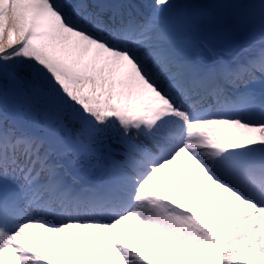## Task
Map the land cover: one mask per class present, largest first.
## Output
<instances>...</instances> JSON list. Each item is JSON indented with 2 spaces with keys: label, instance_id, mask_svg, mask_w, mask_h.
<instances>
[{
  "label": "snow or ice",
  "instance_id": "6c2138e0",
  "mask_svg": "<svg viewBox=\"0 0 264 264\" xmlns=\"http://www.w3.org/2000/svg\"><path fill=\"white\" fill-rule=\"evenodd\" d=\"M217 193L231 199L210 224L201 212ZM129 218L149 230L150 255ZM35 229L53 234V255ZM87 230L111 242L97 252ZM116 253L264 264V0H153L147 15L132 0H0V264Z\"/></svg>",
  "mask_w": 264,
  "mask_h": 264
},
{
  "label": "rangeland",
  "instance_id": "374dc122",
  "mask_svg": "<svg viewBox=\"0 0 264 264\" xmlns=\"http://www.w3.org/2000/svg\"><path fill=\"white\" fill-rule=\"evenodd\" d=\"M148 1H152V2H149L150 5L147 6L149 9V7L153 3V0H148ZM255 35L258 37V31ZM114 147H117V145H114ZM116 158L121 159L119 158V156H117ZM195 168H196V165H195ZM194 174H195V171L192 175L188 176L193 184L196 183V179H197V173L196 175ZM89 178H93V179L99 178V173L98 172L93 173ZM165 190L168 191L175 198L181 200L182 202H185V203L187 202L183 192L181 193L179 190L177 191L168 190V187H165ZM205 191H207L206 186H205ZM230 199L231 197H228L226 195L217 194V196L215 197V200L212 203L208 204V207L201 212V215L204 216L205 219L210 224H213L215 220L217 219V217L220 215V213L228 205V203L230 202ZM202 204H203V198H200L198 200V207L202 206ZM245 208H246V205H241L240 208H238L232 214L231 217H229L222 224H220L217 227L218 233L226 234V230L230 228L233 224H235L237 218L241 215V213L245 210ZM124 227H127L128 230L132 233V235L136 238L142 250L146 254L150 255L151 245L149 244L148 238H147V233L149 230L146 228V226L142 224L141 221L136 218H129V220L125 222ZM152 231H153L152 239L158 242L162 247L166 246V241H164L162 234L155 232V230H152ZM34 232L36 234V238L39 240L41 244V248L43 249V251H45V253L50 256L53 255L49 234L47 235V233L44 232L43 229H35ZM87 232H88V238L85 240V244L90 248L95 247L97 252L103 251L108 246V244L111 242V239H112L111 234H108L107 236L102 237L99 240H96L95 230H87ZM57 235L58 236L56 237L57 239H59L58 242L61 241V244L57 243V245L59 246L61 252L64 253L66 250V242L59 236V234ZM119 260H120L119 253H116L113 257H110L107 261L100 262V264H119Z\"/></svg>",
  "mask_w": 264,
  "mask_h": 264
},
{
  "label": "bare ground",
  "instance_id": "6f19581e",
  "mask_svg": "<svg viewBox=\"0 0 264 264\" xmlns=\"http://www.w3.org/2000/svg\"><path fill=\"white\" fill-rule=\"evenodd\" d=\"M145 2H147V0H136V4L139 5L141 8L144 7V10L148 14V12H149L148 10H150V7L148 9V7H147L148 5ZM248 135L255 136L256 134L249 133ZM197 167L198 166H196V168H195V162L194 161H190V160L184 161V170L186 173H188V176L192 175L194 173V171H195L194 175H196ZM165 175L168 177V180L162 181L163 186L168 187V190H172V191L179 190L182 193L180 186L177 183H175L174 173L171 170H165ZM205 186H206V190H207V185H205ZM217 194L219 195L220 193H217ZM47 235H48V233H47ZM50 235H53V234H49V237H50ZM54 235H55L56 243L61 244V241L58 242L59 239H57V237H56L58 235L57 234H54Z\"/></svg>",
  "mask_w": 264,
  "mask_h": 264
}]
</instances>
